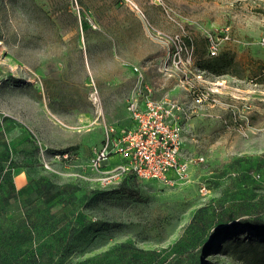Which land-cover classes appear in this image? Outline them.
Here are the masks:
<instances>
[{"label": "rangeland", "instance_id": "rangeland-1", "mask_svg": "<svg viewBox=\"0 0 264 264\" xmlns=\"http://www.w3.org/2000/svg\"><path fill=\"white\" fill-rule=\"evenodd\" d=\"M209 34L220 39L224 75L198 66L212 58ZM178 51L181 70L172 63ZM166 59L171 72L161 70ZM135 66L150 85L169 82L178 99L188 82L203 81L239 107L234 114L206 105L186 124L184 157L205 159L187 183L103 180L89 167L106 128L131 124ZM235 116L248 123L238 129ZM66 152L67 160L55 159ZM0 161L5 173L17 163L30 180L57 184L60 196L45 205L66 211L70 223L46 239L47 230L26 237L20 264L44 243L53 246L50 264H168L179 256L242 264L221 244L247 236L239 205L264 210V0H0ZM31 199H20V211ZM207 243L218 246L203 253Z\"/></svg>", "mask_w": 264, "mask_h": 264}, {"label": "built area", "instance_id": "built-area-1", "mask_svg": "<svg viewBox=\"0 0 264 264\" xmlns=\"http://www.w3.org/2000/svg\"><path fill=\"white\" fill-rule=\"evenodd\" d=\"M223 39H229V35L226 34ZM219 45L220 39L209 34L210 57L218 55ZM186 54L187 61H191L193 50ZM176 55L172 63L176 64L177 70H181V51ZM161 70L171 72L168 68V59ZM133 71L137 74L138 82L127 104L131 125L122 129L106 128L103 144L93 150L89 167L101 174L103 180L133 175L139 179L155 180L170 187L187 183L190 167L205 159L184 157L182 147L186 124L193 116L200 115L206 105L220 106L233 111L234 114L239 111V107L218 99L214 90L207 87V82L203 81L188 82L186 86L188 95L185 101L169 95L156 98L153 87L144 82L142 70L135 66ZM198 77L201 79V75ZM233 120L238 129L243 128L245 122L248 123L247 117L243 119L244 122L236 116ZM70 157L66 152L56 154L55 159L67 160ZM115 158L120 159V163L113 165L111 162ZM44 167L51 169L50 162L45 161Z\"/></svg>", "mask_w": 264, "mask_h": 264}, {"label": "trees", "instance_id": "trees-1", "mask_svg": "<svg viewBox=\"0 0 264 264\" xmlns=\"http://www.w3.org/2000/svg\"><path fill=\"white\" fill-rule=\"evenodd\" d=\"M198 66L202 70L208 71L216 76L224 75L229 72L224 57H212L208 60L199 62ZM3 170V165L0 164V196L6 197L7 203H9V199L15 202V198L12 196L14 190L12 184L8 186V196H4V180L6 178V173ZM129 176L134 177L133 175ZM60 191L61 188L54 183L46 186L40 183L36 184L35 187L32 186L29 188V196L34 198L35 201H38V205L35 204V206L30 207V209H26L23 212L20 211V227L17 231L4 230L0 227L2 229H0V264H20V243L26 240V237L29 236L31 240L33 239L32 241H34L36 238L43 236L42 233L47 230V234L43 238L46 239L47 236L52 235L56 228L64 232L69 229L70 223L67 221L68 214L66 211L64 212L62 210L60 213H53L51 209H47L45 205L50 200L60 196ZM39 196L41 197L38 198ZM40 208H43L44 212L49 214L43 216L40 213L42 212ZM249 210L252 212L247 213ZM3 211L0 208V217ZM236 212L240 218L239 227L244 229L247 236H245V238H234L233 236L229 238L225 237L226 239H223V243L221 244H224L223 247L221 246V252H224L226 249H233L235 250L234 252H238V257L243 261L242 264H264V216H262L264 210L259 209L257 203H251L249 200L239 205ZM251 215H253L252 218ZM29 232H32V234H29ZM216 233L217 232L214 234ZM39 242H41V240H39ZM43 245H45L44 247H46V249L40 247L42 248L41 253L32 254L28 259V261H30L28 264H44L45 262L50 264L52 259H54V254H52L53 246L45 243ZM216 246L218 245H209L207 243L202 252L205 253L213 250ZM123 247H127V245L124 244ZM49 252H51V254H49ZM155 252L156 251L147 253L155 254ZM200 256L201 254L199 257ZM198 259H196V256H179L168 262V264H196ZM208 264L213 263L209 262Z\"/></svg>", "mask_w": 264, "mask_h": 264}, {"label": "crops", "instance_id": "crops-1", "mask_svg": "<svg viewBox=\"0 0 264 264\" xmlns=\"http://www.w3.org/2000/svg\"><path fill=\"white\" fill-rule=\"evenodd\" d=\"M208 73L211 74L213 77H216V75H214L210 72H208ZM221 81H226V80L223 78ZM208 82H211V81H208ZM151 86L154 89V97H156V98H161L165 95H169L172 98L178 99L177 97L173 96L175 94V92L173 90L174 88L173 89L170 88L171 86H170L169 82H158L157 84L153 83V84H151ZM177 86H179V85H176V87ZM159 91H161L162 93L164 92V95H162L161 97H158ZM186 99H185V95L183 94V96L178 100L185 101ZM130 123H131V120H130ZM122 128H118V129H122ZM20 172H22V173H20ZM43 182H44L43 178L30 180V178H27L26 174H24V172L20 170L19 164H17V163L12 164V167L6 172V178L4 180V183H5V188H4L5 194H4V196H8V194H9L8 186H9V184H12L13 189H14L12 192L13 193L12 196L15 198V202H13L9 199V203H7L6 197L0 196V208L2 209V211L4 209V211L2 212L3 214L1 216L2 219L0 217V227L2 229L13 230V231H17L19 229V227H20V199L23 198L25 201V196L30 197L28 194L29 188L32 186L35 187L36 184H40ZM40 197L41 196H39L38 198H40ZM28 202L29 203L31 202L32 206H35V204H38V201H35L34 198H32L30 201L28 200ZM21 212H23V211L21 210Z\"/></svg>", "mask_w": 264, "mask_h": 264}]
</instances>
